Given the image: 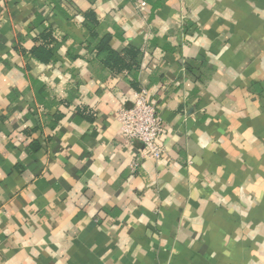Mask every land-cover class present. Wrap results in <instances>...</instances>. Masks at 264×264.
Returning <instances> with one entry per match:
<instances>
[{
	"label": "crops",
	"instance_id": "crops-1",
	"mask_svg": "<svg viewBox=\"0 0 264 264\" xmlns=\"http://www.w3.org/2000/svg\"><path fill=\"white\" fill-rule=\"evenodd\" d=\"M142 88L165 154L132 168ZM0 264H264V0H0Z\"/></svg>",
	"mask_w": 264,
	"mask_h": 264
},
{
	"label": "built area",
	"instance_id": "built-area-1",
	"mask_svg": "<svg viewBox=\"0 0 264 264\" xmlns=\"http://www.w3.org/2000/svg\"><path fill=\"white\" fill-rule=\"evenodd\" d=\"M141 5L145 6L146 2L142 1ZM118 121L119 136L131 146L141 144L132 168L138 166L144 158L158 160L164 156L165 147L160 140L166 134V125L159 113L158 105L151 99L148 88L136 91L133 104L119 109Z\"/></svg>",
	"mask_w": 264,
	"mask_h": 264
},
{
	"label": "trees",
	"instance_id": "trees-1",
	"mask_svg": "<svg viewBox=\"0 0 264 264\" xmlns=\"http://www.w3.org/2000/svg\"><path fill=\"white\" fill-rule=\"evenodd\" d=\"M86 15V20L88 22H96L94 18L93 12H88L85 14ZM89 25V24H88ZM92 31L94 30V27L92 28ZM52 36V30L50 27H46V31L44 34H42V42L44 40V44H40L39 46H35L32 49V54L36 56L39 59H42L44 61L49 60L52 58V53L50 51V48L48 47L49 43L53 40ZM94 36H96L94 34ZM109 37H105L101 39V42L96 46L97 52H102L106 51L107 56H106V63L111 65L114 69H136L139 67V62H140V55L139 51L130 47L126 48L123 53L116 52L113 50L109 45Z\"/></svg>",
	"mask_w": 264,
	"mask_h": 264
}]
</instances>
